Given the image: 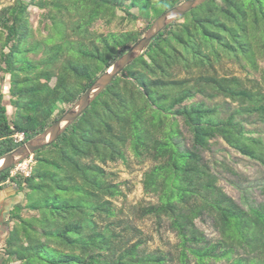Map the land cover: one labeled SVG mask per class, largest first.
<instances>
[{"label": "trees", "instance_id": "1", "mask_svg": "<svg viewBox=\"0 0 264 264\" xmlns=\"http://www.w3.org/2000/svg\"><path fill=\"white\" fill-rule=\"evenodd\" d=\"M184 1L16 0L2 8L0 156L48 128ZM30 7L42 11L36 31ZM124 20L144 26L109 30ZM224 63L243 75H221ZM217 98L223 103H207ZM219 140L264 172V0H210L174 21L32 155L27 177L1 172L0 192L12 186L22 199L7 213L0 264H264V201L244 206L224 192L204 158ZM130 156L149 164L141 185L154 202L123 204L124 185L107 167ZM144 221L176 242L150 251Z\"/></svg>", "mask_w": 264, "mask_h": 264}, {"label": "rangeland", "instance_id": "2", "mask_svg": "<svg viewBox=\"0 0 264 264\" xmlns=\"http://www.w3.org/2000/svg\"><path fill=\"white\" fill-rule=\"evenodd\" d=\"M16 0H0V10L4 7L14 4ZM30 21L33 29L36 31L39 27V21L42 11L36 7H30ZM121 15V13H118ZM144 26L142 20L134 23H128L127 20L117 21L111 27L110 31L119 30H133L138 31ZM103 25L97 26L98 30H102ZM221 75H237L242 76L238 67L224 63L219 69ZM4 95L8 99V87L5 84ZM210 105L215 103H223V99L217 98L215 101H208ZM11 108H8V112L11 113ZM183 134L186 137V141L189 142V135L182 128ZM204 158L208 161L214 173L219 178V185L223 188L224 192L232 197L240 205L255 204L264 201V172L261 165L253 160L243 157L234 149L230 148L224 142L219 140L218 144L213 147L209 152L204 153ZM32 165V164H31ZM223 165L231 168L237 173V176H233L231 173L223 168ZM149 164L144 166L137 165L133 158L130 156L128 165L121 162L115 165H109L107 170L114 171L116 173V181L121 182L124 185V190L127 193L126 201L123 203L126 207L134 205L139 201L154 202L155 199L146 196L143 192L141 179L143 172L148 168ZM131 191L128 192V188ZM22 195H16L12 186L2 190L0 192V253L2 252L4 238L6 236L8 222L7 213L12 207L20 202ZM198 226L204 230L209 237H214V231L205 225H201L198 222ZM138 227L143 231L145 235L149 237L147 248L152 251L157 248L165 249L169 244L176 242L175 236L170 232H158L152 221H144L138 224ZM1 255V254H0Z\"/></svg>", "mask_w": 264, "mask_h": 264}, {"label": "water", "instance_id": "3", "mask_svg": "<svg viewBox=\"0 0 264 264\" xmlns=\"http://www.w3.org/2000/svg\"><path fill=\"white\" fill-rule=\"evenodd\" d=\"M210 0H187L162 13L145 33L112 65H110L79 99L66 112L44 131L21 144L14 150L0 156V173L11 169L21 161L31 157L35 152L52 145L93 103V101L120 76L122 71L148 48L151 42L171 23Z\"/></svg>", "mask_w": 264, "mask_h": 264}, {"label": "built area", "instance_id": "4", "mask_svg": "<svg viewBox=\"0 0 264 264\" xmlns=\"http://www.w3.org/2000/svg\"><path fill=\"white\" fill-rule=\"evenodd\" d=\"M22 139H23L22 134H18L15 136V141H21ZM31 164H32V156L12 167L11 174L14 175L20 173L27 177L31 171Z\"/></svg>", "mask_w": 264, "mask_h": 264}]
</instances>
